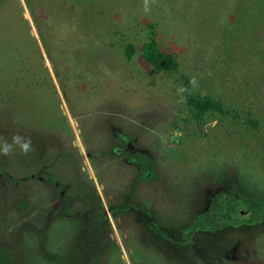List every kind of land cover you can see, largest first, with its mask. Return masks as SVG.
Listing matches in <instances>:
<instances>
[{
	"label": "rangeland",
	"instance_id": "obj_1",
	"mask_svg": "<svg viewBox=\"0 0 264 264\" xmlns=\"http://www.w3.org/2000/svg\"><path fill=\"white\" fill-rule=\"evenodd\" d=\"M15 134L0 264H264V0H0Z\"/></svg>",
	"mask_w": 264,
	"mask_h": 264
},
{
	"label": "clouds",
	"instance_id": "obj_2",
	"mask_svg": "<svg viewBox=\"0 0 264 264\" xmlns=\"http://www.w3.org/2000/svg\"><path fill=\"white\" fill-rule=\"evenodd\" d=\"M145 6L147 10V0H145ZM180 91H184L183 88L180 89ZM14 146H18L20 151L27 155L30 152L34 151L33 142L30 137H25L20 134H15L11 137V141L4 138L0 140V155L8 156L10 155L13 150Z\"/></svg>",
	"mask_w": 264,
	"mask_h": 264
},
{
	"label": "flooded vegetation",
	"instance_id": "obj_3",
	"mask_svg": "<svg viewBox=\"0 0 264 264\" xmlns=\"http://www.w3.org/2000/svg\"><path fill=\"white\" fill-rule=\"evenodd\" d=\"M143 168H144V169H147V170H149V172H148V175H150V174H151L150 170H152V169H153V167H147V168H145V167H141V166H140V169H141V171H143ZM141 171H140V172H141ZM141 173H142V172H141ZM246 214H247V211H244V212H242V214H241V215L245 217V216H246Z\"/></svg>",
	"mask_w": 264,
	"mask_h": 264
},
{
	"label": "trees",
	"instance_id": "obj_4",
	"mask_svg": "<svg viewBox=\"0 0 264 264\" xmlns=\"http://www.w3.org/2000/svg\"><path fill=\"white\" fill-rule=\"evenodd\" d=\"M236 204V203H235Z\"/></svg>",
	"mask_w": 264,
	"mask_h": 264
}]
</instances>
